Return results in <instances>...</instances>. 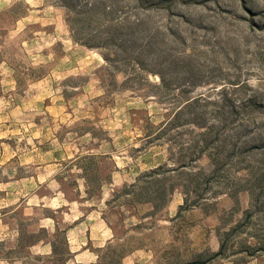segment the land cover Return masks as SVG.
Instances as JSON below:
<instances>
[{
    "label": "rangeland",
    "instance_id": "1",
    "mask_svg": "<svg viewBox=\"0 0 264 264\" xmlns=\"http://www.w3.org/2000/svg\"><path fill=\"white\" fill-rule=\"evenodd\" d=\"M103 1L0 0V264H264V0Z\"/></svg>",
    "mask_w": 264,
    "mask_h": 264
},
{
    "label": "trees",
    "instance_id": "2",
    "mask_svg": "<svg viewBox=\"0 0 264 264\" xmlns=\"http://www.w3.org/2000/svg\"><path fill=\"white\" fill-rule=\"evenodd\" d=\"M58 4L65 8L69 13L74 14V21L81 25V29L85 31H89L90 28H96L97 30L94 33H86L84 34L83 40L80 41L86 47L89 48H99L104 44L113 43L114 42V34L112 33L113 27L122 28L124 27L123 24L119 25H112L107 19L103 20L100 17H95V12H100L103 17L107 16L109 12L106 10V5L103 0H87L85 5L82 7L80 6V0H57ZM79 5V6H78ZM101 16V15H100ZM100 23H103L101 26ZM104 27L103 32H100L99 29ZM81 35V32L78 30ZM74 33V32H73ZM74 38L75 35H74ZM77 39V38H76ZM98 39V42H94ZM97 41V40H96ZM187 108L189 107V103L186 104ZM158 172V169L155 171H150L146 174L148 177H154ZM152 204L154 205L155 202L151 200ZM33 237V235H31ZM261 246H259L258 250H264V239L261 242ZM221 255V250L218 254ZM215 255V256H216ZM191 264H199L198 262H194Z\"/></svg>",
    "mask_w": 264,
    "mask_h": 264
}]
</instances>
